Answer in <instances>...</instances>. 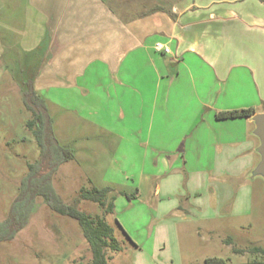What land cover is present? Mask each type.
I'll list each match as a JSON object with an SVG mask.
<instances>
[{"label": "rangeland", "instance_id": "obj_1", "mask_svg": "<svg viewBox=\"0 0 264 264\" xmlns=\"http://www.w3.org/2000/svg\"><path fill=\"white\" fill-rule=\"evenodd\" d=\"M44 20L34 14L23 0H0V220L7 216L19 192L20 181L28 171V163L35 162L41 153L32 131L27 127L28 120L34 115L24 103L21 89L22 82L35 78L38 69L34 66L36 51L30 49L36 48L43 35H46L45 24L42 25ZM16 43L28 51L13 50ZM24 53L31 54L30 65L26 67L19 66V59ZM245 79L244 85L246 89L249 88L247 93L240 95L237 85V93L228 98L224 105L233 107L230 108L232 110L241 109L234 108L239 104L248 105L244 107L248 108L258 103L256 112L263 113L258 112L264 111L261 96L252 79L249 76ZM59 89L51 87L38 91L47 104L58 141L72 148L75 154L74 159L63 163L55 172L54 188L62 202L75 205L92 216L103 214V209L98 203L81 198L82 191L94 186L115 188V209L112 214L106 215V219L114 227L122 249L107 250L109 264H202L206 258L213 256L227 258L228 264H240L246 257L233 253L234 246L247 250L253 245H264V178L254 176V168H246L250 162L248 158L238 156L237 149L230 151L231 147L225 144L221 151L216 150L211 140L218 128H202L200 125L186 127L182 134L185 133L187 137L182 143L186 145L196 140L197 145L202 136L201 144L204 147L201 152L198 145L189 147V151L181 148L188 162L184 164L183 155H179L176 161V165L184 164L189 170L211 167L212 171L218 173L215 180H211L212 175H209L202 196L192 194L190 199L193 205H197L195 202L216 204L219 208L214 212V219L199 218V212L191 210L186 211V219L176 217V212L171 209L167 213L165 210L166 215L160 212L157 215L149 206L158 202L154 191L150 192L152 188L168 183L173 195L166 198L162 194L161 198L169 204H182L188 198L191 182L188 169L187 172L183 167L181 171H172L169 166H165V162L176 157L178 150L158 144L153 146L152 139L155 137L149 138L147 107L143 109L146 115L141 118L134 115L136 108L130 101L127 105L129 113L123 115L127 130L115 135L106 127H95L83 114L63 108L57 102L58 98L65 99L63 103H67L71 94ZM145 89H149L146 83ZM222 99L219 105L224 102ZM202 111L198 119H209L211 114L208 115V112L211 110ZM88 113L93 114L90 111ZM138 118L142 119L140 122L143 124L134 126ZM230 122L242 128L245 125L244 119ZM91 127L93 129L89 130ZM128 136L134 137L136 142H128ZM251 138L259 144L257 137L252 135ZM170 148L172 151L166 154L164 149ZM250 155L255 167L260 156L253 148ZM223 172L228 174L221 175ZM120 191L133 194L134 197L128 198ZM117 221L121 225L122 221L129 222L126 225H129L130 230L122 226L131 239L138 242L135 241L137 245L128 244ZM178 222L182 223L177 226ZM166 226L171 229L164 231ZM164 234L173 237L178 234L180 241L170 244L168 240L165 243L164 238L160 237ZM227 239H231L234 244L228 246ZM250 254L248 256H251L252 262H264V257ZM91 258L89 243L77 220L55 212L48 200L41 196L37 198L28 224L14 239L0 241V264H90Z\"/></svg>", "mask_w": 264, "mask_h": 264}, {"label": "crops", "instance_id": "obj_2", "mask_svg": "<svg viewBox=\"0 0 264 264\" xmlns=\"http://www.w3.org/2000/svg\"><path fill=\"white\" fill-rule=\"evenodd\" d=\"M23 1L34 14L45 19L42 25L45 24L46 35L36 48L30 49L36 51L34 66L38 69L34 83L37 93L51 87L70 93L67 103L60 97L59 101L53 99L63 108L83 114L95 127H106L115 135L127 130L123 115L129 113L128 103L132 102L136 108L134 115L141 118L146 115L143 110L146 106L149 138L155 137L153 146L158 144L178 150L172 161L165 162L169 170L181 171L183 167L187 172L188 167L184 164L188 159L181 148L189 151V147L198 145L202 151V136L197 145L196 140L186 145L182 143L187 137L182 131L197 125L218 128L211 140L216 150L221 151L227 144L230 151L237 149L238 156L248 158L247 169L256 167L250 158L252 148L257 152L259 146L251 138L255 128L252 118H237L245 120L242 128L230 122L235 119H218L216 114L233 108L224 104L237 93V85L240 95L247 93L249 88L246 89L244 84L248 76L264 105V0ZM18 44L12 49L28 51ZM157 44L169 51L159 50ZM30 55L24 53L19 66H29ZM221 99L224 102L219 105ZM254 104L256 108L259 105ZM246 106L239 104L234 108ZM205 109L211 110L209 119H198ZM109 112L113 114L102 115ZM140 120L136 119L134 126L142 125ZM127 139L136 142L134 137ZM161 140H164L162 144ZM170 149H164L166 154L172 151ZM179 155L185 157L182 165H176ZM188 171L191 184L186 201L182 204L164 201L162 194L169 198L173 193L168 183L160 184L150 190L158 197V202L149 205L151 211L159 215V212L164 214L165 210L167 213L171 209L176 212V217L186 219V211L191 210L198 211L199 218L214 219V212L219 208L216 204L195 202L197 205H193L190 199L192 194L202 196L209 175L215 180L218 173L211 167ZM122 222L124 228L130 230L126 225L129 222ZM169 226L164 231L167 228L169 231ZM160 237L165 243L180 241L178 234ZM126 241L128 244L137 242ZM170 250L174 251V248ZM238 255L246 257L240 264H256L248 256L251 255L249 252Z\"/></svg>", "mask_w": 264, "mask_h": 264}, {"label": "trees", "instance_id": "obj_3", "mask_svg": "<svg viewBox=\"0 0 264 264\" xmlns=\"http://www.w3.org/2000/svg\"><path fill=\"white\" fill-rule=\"evenodd\" d=\"M169 13L173 15L172 12ZM22 85V99L34 115L28 120L27 127L32 131L41 153L35 162L28 163V171L20 181L19 192L14 197L7 216L0 220V241L14 239L17 233L28 224L37 198L41 196L48 200L55 212L77 220L92 252L90 264H109L107 250L109 248L114 251L122 249L115 236L114 227L106 219L107 214L114 212L115 188L94 186L90 190L82 191L81 198L96 202L103 209V214L96 216L81 211L75 205L61 201L54 188L53 176L63 163L74 159V150L61 145L58 141L54 132L53 119L45 100L35 89L34 80H26L22 82ZM255 113V107H248L219 111L216 116L218 119H237L249 118ZM120 193L128 198L134 197L133 194L126 192L120 191ZM117 223L122 228L118 221ZM123 231L127 239L133 242L125 230ZM227 243L234 244L231 239H227ZM233 251L237 254L249 252L264 257V245H253L247 250L234 246ZM228 261L227 258L213 256L206 258L202 264H228Z\"/></svg>", "mask_w": 264, "mask_h": 264}, {"label": "water", "instance_id": "obj_4", "mask_svg": "<svg viewBox=\"0 0 264 264\" xmlns=\"http://www.w3.org/2000/svg\"><path fill=\"white\" fill-rule=\"evenodd\" d=\"M255 124L253 134L259 139V146L257 147V152L260 155V161L253 169L254 176H262L264 178V112L255 113L252 117Z\"/></svg>", "mask_w": 264, "mask_h": 264}, {"label": "built area", "instance_id": "obj_5", "mask_svg": "<svg viewBox=\"0 0 264 264\" xmlns=\"http://www.w3.org/2000/svg\"><path fill=\"white\" fill-rule=\"evenodd\" d=\"M160 45H161V44H157V48H158L159 50L163 49V50L169 51V48L164 47V46H160Z\"/></svg>", "mask_w": 264, "mask_h": 264}]
</instances>
